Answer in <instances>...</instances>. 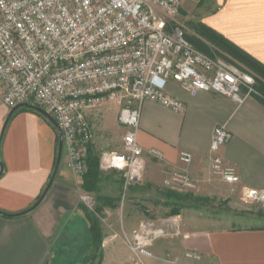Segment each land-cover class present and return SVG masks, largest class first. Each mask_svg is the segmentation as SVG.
Instances as JSON below:
<instances>
[{"label":"crops","instance_id":"crops-1","mask_svg":"<svg viewBox=\"0 0 264 264\" xmlns=\"http://www.w3.org/2000/svg\"><path fill=\"white\" fill-rule=\"evenodd\" d=\"M181 11L264 66V0H201L198 5L186 0ZM167 91L184 109L143 104L137 131L146 162L143 181L131 186L125 198L119 191L104 196L111 201L96 200L102 241L100 260L92 262L86 210L92 211L80 201L85 193L82 178L70 169L65 152L55 182L31 210L53 176L59 136L43 115L23 108L5 127L12 109L3 103L0 85V211L14 216L0 214V264H264V226L222 227L203 203L175 197L238 205L244 189L264 191V97L236 104L212 92L192 97L176 83ZM219 126L232 134L220 155L237 169V184L212 172L210 146ZM119 129L125 135L127 130ZM182 152L193 155L191 165L181 164ZM174 173H188L195 188L167 186ZM120 186L124 192L123 183ZM139 231L149 242L150 257H138L129 247ZM187 254L199 259H188Z\"/></svg>","mask_w":264,"mask_h":264},{"label":"built area","instance_id":"built-area-1","mask_svg":"<svg viewBox=\"0 0 264 264\" xmlns=\"http://www.w3.org/2000/svg\"><path fill=\"white\" fill-rule=\"evenodd\" d=\"M185 1L0 0L3 103L11 109L32 104L50 114L63 132L69 167L80 178L88 171L85 158L93 141L87 110L101 104L119 106L118 122L127 131L120 151L101 155L100 169L120 172L126 193L142 183L146 170L137 141L143 104L184 109L183 102L168 93L170 83L192 97L212 92L236 104L262 97L253 71L227 55H206L187 39L177 20ZM231 140L226 127L215 128L212 172L237 184V169L220 155ZM193 160L188 152L179 156L186 166ZM167 186L192 190L195 182L188 173H174ZM242 198L264 205V191L246 188ZM80 201L94 212L89 194L82 193ZM148 243L139 231L129 247L138 257H150Z\"/></svg>","mask_w":264,"mask_h":264},{"label":"rangeland","instance_id":"rangeland-1","mask_svg":"<svg viewBox=\"0 0 264 264\" xmlns=\"http://www.w3.org/2000/svg\"><path fill=\"white\" fill-rule=\"evenodd\" d=\"M193 2L198 5L201 0H195ZM192 16L193 15L190 14L186 15L185 11H181L177 20L183 25L186 37L198 47V42H201V39L198 36L197 29L201 23L195 16ZM214 56L218 55L215 54ZM86 114L93 132V141L89 146H92L96 154L101 157L104 152L120 151L124 134L119 132V127L121 126L118 122L119 106L116 104H101L87 110ZM102 172V190L99 189V193L94 194V196L88 193L93 198L94 203L99 198H104L105 195L114 197L119 191L120 194H122L121 196L125 198L127 192L124 193L120 190V185L122 183L124 184L121 173L115 169L108 171L102 170ZM202 199H206V202L203 204L202 202L197 203L202 204L206 213L213 216L214 220L219 219L222 227L242 229L264 226V205L260 203L245 201L241 198L240 201H238V205H229L228 201H217L208 198Z\"/></svg>","mask_w":264,"mask_h":264},{"label":"trees","instance_id":"trees-1","mask_svg":"<svg viewBox=\"0 0 264 264\" xmlns=\"http://www.w3.org/2000/svg\"><path fill=\"white\" fill-rule=\"evenodd\" d=\"M197 33L201 39V42H198L199 44L198 47L194 45L189 38H187L197 50H199L200 52L206 55L212 56V57L215 54L218 56L227 55L235 59L236 61L240 62L241 64H243L245 67L249 68L261 79V81L258 82L257 90L262 95V97H264V66H262L259 62L251 58L249 55H247L242 50H240L234 44L226 40L223 36L217 34L210 28L206 27L205 25H202V24L199 25V28L197 29ZM23 109L36 112L35 110L29 109V108H23ZM10 120L8 121V123L10 122ZM85 159H86L88 171L82 177L81 188L85 193H93V194L99 193L100 184L103 182V178H102L103 172L100 169V157L96 154L92 146L88 147ZM0 162L2 165L1 154H0ZM55 166H56V163H55ZM48 185L46 186L41 196L37 199L36 204L40 201V199L44 195L45 191L48 188ZM175 197L181 201L191 199L194 202H202V203L206 202V199L193 198L188 195H177ZM98 200L99 201L105 200L107 202L110 199L109 198H99ZM100 212L101 210L98 206L97 207L95 206L94 212H88L86 210V215L90 223V229H91V233L93 237L94 251L89 258V260L92 262H95L96 260H100V256H101L100 255L101 241H102L101 223H100L99 217L96 216L97 214H100ZM0 214H3L7 217H14V216H10L1 211H0Z\"/></svg>","mask_w":264,"mask_h":264},{"label":"water","instance_id":"water-1","mask_svg":"<svg viewBox=\"0 0 264 264\" xmlns=\"http://www.w3.org/2000/svg\"><path fill=\"white\" fill-rule=\"evenodd\" d=\"M20 108L33 109L36 112H38L41 115H43L56 128V130L58 132V136H59L58 153H57L56 166H55V169H54L53 176H52V178H51V180L49 182L47 190L45 191V193L42 196V198L40 199V201L35 206H33L31 208V210H33V209H35L37 206H39L42 203V201L44 200V198L46 197L47 193L49 192L50 188L52 187L53 183L56 180V177H57V175L59 173V170H60L62 157H63V152H64V139H63V132H62L60 126L58 125V123L53 119V117L50 114H48L45 110H43L42 108L37 107V106L32 105V104H22V105H19V106H16L15 108H13L11 110L8 118H7L5 126L7 125L8 121L11 119V117L14 115V113Z\"/></svg>","mask_w":264,"mask_h":264}]
</instances>
